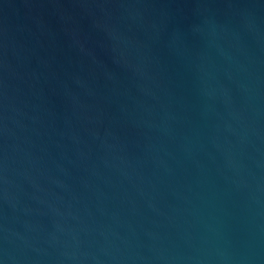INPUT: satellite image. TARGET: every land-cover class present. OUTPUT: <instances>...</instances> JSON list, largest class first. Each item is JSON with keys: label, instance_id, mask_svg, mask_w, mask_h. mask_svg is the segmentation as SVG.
I'll return each instance as SVG.
<instances>
[{"label": "water", "instance_id": "obj_1", "mask_svg": "<svg viewBox=\"0 0 264 264\" xmlns=\"http://www.w3.org/2000/svg\"><path fill=\"white\" fill-rule=\"evenodd\" d=\"M0 264H264V0H0Z\"/></svg>", "mask_w": 264, "mask_h": 264}]
</instances>
